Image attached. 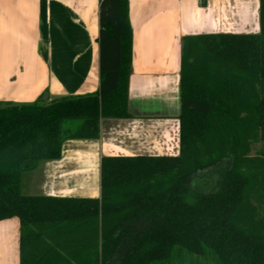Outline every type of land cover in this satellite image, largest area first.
<instances>
[{
  "label": "trees",
  "instance_id": "trees-1",
  "mask_svg": "<svg viewBox=\"0 0 264 264\" xmlns=\"http://www.w3.org/2000/svg\"><path fill=\"white\" fill-rule=\"evenodd\" d=\"M260 16L258 34L183 37L178 156H104L98 199L25 196L24 172L128 116L129 0H101L98 91L0 106V221L19 220L20 264H264V0Z\"/></svg>",
  "mask_w": 264,
  "mask_h": 264
},
{
  "label": "crops",
  "instance_id": "crops-1",
  "mask_svg": "<svg viewBox=\"0 0 264 264\" xmlns=\"http://www.w3.org/2000/svg\"><path fill=\"white\" fill-rule=\"evenodd\" d=\"M101 0H0V106L83 96L100 86ZM261 0H129L128 116L102 118L97 139L24 172L25 196L101 197L104 156H178L184 36L261 31ZM43 101V100H42ZM0 264H20V223L0 221Z\"/></svg>",
  "mask_w": 264,
  "mask_h": 264
},
{
  "label": "water",
  "instance_id": "water-1",
  "mask_svg": "<svg viewBox=\"0 0 264 264\" xmlns=\"http://www.w3.org/2000/svg\"><path fill=\"white\" fill-rule=\"evenodd\" d=\"M43 101H47L48 100V93H45L44 96L42 97Z\"/></svg>",
  "mask_w": 264,
  "mask_h": 264
},
{
  "label": "rangeland",
  "instance_id": "rangeland-1",
  "mask_svg": "<svg viewBox=\"0 0 264 264\" xmlns=\"http://www.w3.org/2000/svg\"><path fill=\"white\" fill-rule=\"evenodd\" d=\"M254 152H256V150ZM185 264H188V263H185Z\"/></svg>",
  "mask_w": 264,
  "mask_h": 264
}]
</instances>
